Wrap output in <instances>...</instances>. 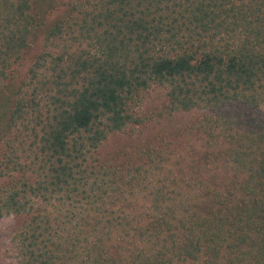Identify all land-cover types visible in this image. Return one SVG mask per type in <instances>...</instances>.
<instances>
[{
	"label": "trees",
	"instance_id": "obj_1",
	"mask_svg": "<svg viewBox=\"0 0 264 264\" xmlns=\"http://www.w3.org/2000/svg\"><path fill=\"white\" fill-rule=\"evenodd\" d=\"M153 87L182 144L90 162ZM7 218L0 264H264V0H0Z\"/></svg>",
	"mask_w": 264,
	"mask_h": 264
},
{
	"label": "rangeland",
	"instance_id": "obj_2",
	"mask_svg": "<svg viewBox=\"0 0 264 264\" xmlns=\"http://www.w3.org/2000/svg\"><path fill=\"white\" fill-rule=\"evenodd\" d=\"M41 49L40 42H35L29 47L18 68L20 76L25 74ZM164 103L166 99L163 90L159 88L153 87L141 92L128 108L132 116L131 123L124 131L110 134L90 162L109 164V161L119 163L128 158H137L149 145L160 143V141L174 145L178 142L182 144L181 126H187L193 118L187 114L183 117L181 114L159 117L163 112ZM197 115L200 114L197 113ZM11 223L12 220L8 218L0 222V245L7 242Z\"/></svg>",
	"mask_w": 264,
	"mask_h": 264
}]
</instances>
